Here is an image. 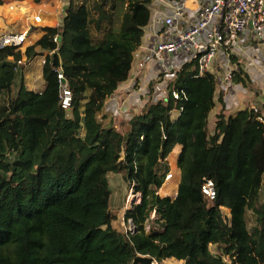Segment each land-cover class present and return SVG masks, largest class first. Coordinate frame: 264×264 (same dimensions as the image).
<instances>
[{"label": "trees", "instance_id": "obj_1", "mask_svg": "<svg viewBox=\"0 0 264 264\" xmlns=\"http://www.w3.org/2000/svg\"><path fill=\"white\" fill-rule=\"evenodd\" d=\"M67 2L61 24L43 27L25 50L29 61L39 50L55 49L52 37L60 35L58 52L42 66L41 91L24 86L23 65L14 69L21 53L0 50V264L167 258L264 264V121L258 113L244 108L226 116L222 107L210 134L216 79L188 61L167 95L133 114L120 131L105 102L129 77L152 0ZM56 68L71 92L69 110L60 106ZM177 143L181 176L171 199L157 191ZM110 173L122 174L140 195L124 212L133 223L127 233L113 226ZM207 178L216 190L212 200L201 192ZM151 212L162 220L161 230H145Z\"/></svg>", "mask_w": 264, "mask_h": 264}, {"label": "crops", "instance_id": "obj_2", "mask_svg": "<svg viewBox=\"0 0 264 264\" xmlns=\"http://www.w3.org/2000/svg\"><path fill=\"white\" fill-rule=\"evenodd\" d=\"M8 1L19 4L20 9L18 11H10L5 4L6 2L0 5V31L15 29L18 25L23 27L27 23L25 10H41L44 16L43 27H57L62 22L63 15L59 0H40L38 2L32 0ZM149 7L150 20L144 27L141 44L133 53L129 77L119 85L117 90L105 102V110L111 113L114 123L120 131L123 130L127 120L133 114L141 112L147 104L167 95L175 72L183 65L181 57H172L169 60L167 71L161 73V64L150 57V45L160 39L163 34L162 25L157 23L156 19L163 17L170 10L162 0L152 1ZM194 7L195 5L192 1L187 3V15L194 13L192 9ZM37 34L39 35L36 38L34 35L35 40L43 35V31ZM217 56L215 69L217 74L220 75L219 77L224 73V63L227 59H229L233 76L231 81H219L216 77L213 97L214 106L207 117L208 132L210 134L213 133L216 115L222 107L226 116L234 115L238 110L244 108H255L262 121H264V44L253 40L250 41L248 36L244 35L237 40L233 47L228 49L221 47ZM36 58L38 57H35L32 66L23 70V84L28 86L29 90L41 91L44 87L42 66L39 65ZM140 62L144 64L142 68L139 67ZM38 69L41 81L37 79ZM157 76L162 81V90L155 94L151 85ZM246 77L247 80H245ZM38 85H41V90H36ZM177 114L178 111H173L172 117ZM181 149L180 144H175L166 158L172 176L164 181L160 190L162 191V196H168L171 199L175 197L180 181L181 171L177 166V159ZM263 185L264 175L262 178ZM224 212L228 214L227 209H224Z\"/></svg>", "mask_w": 264, "mask_h": 264}, {"label": "built area", "instance_id": "obj_3", "mask_svg": "<svg viewBox=\"0 0 264 264\" xmlns=\"http://www.w3.org/2000/svg\"><path fill=\"white\" fill-rule=\"evenodd\" d=\"M162 1L170 12L156 19V22L162 25L163 34L160 39L153 42L149 47L150 57L161 64V73L167 71L169 60L172 57H181L184 59V63L188 61L196 62L199 74L210 72L219 81H231L233 73L229 59L224 63V73L221 77H219L220 75L217 74L215 69L219 49L221 47L226 49L233 47L237 40L244 35L248 36L250 41L253 40L264 44V0ZM189 1H192L195 5L192 8L194 10L192 15H187V3ZM59 2L63 15L68 2L64 0H59ZM6 6L10 11H18L20 9L19 4L14 2H8ZM24 12H26L27 23L23 27L17 30L0 31V50L13 48L21 53L20 59L15 61V70L21 65L25 68L28 63L30 64L34 61L35 57H38L39 65L43 66L48 56L58 52L60 44V35L57 33L52 37V41L56 44L55 49L39 50L37 55L27 61L25 50L35 42L34 31L37 32L39 29L43 31L44 16L42 11L37 9L25 10ZM10 59L12 60L13 58ZM143 65V62L139 63L140 68ZM56 72L60 83V106L65 110H69L71 106L70 89L64 81L61 69L56 68ZM152 90L155 94L161 92L162 81L159 76L153 80ZM173 97L178 98V95L175 93ZM253 110L257 112L255 108ZM258 119L262 120L260 116H258ZM171 176L172 173L168 171L164 176V181L171 178ZM130 191H133L132 186H130ZM201 192L210 200L215 198L216 190L211 179H204L201 185ZM137 196L140 199L139 193H130L127 198V209L128 204L131 206L139 201V199L132 200V198ZM132 230L133 223L128 219L124 231L127 233Z\"/></svg>", "mask_w": 264, "mask_h": 264}, {"label": "rangeland", "instance_id": "obj_4", "mask_svg": "<svg viewBox=\"0 0 264 264\" xmlns=\"http://www.w3.org/2000/svg\"><path fill=\"white\" fill-rule=\"evenodd\" d=\"M21 27H19V25L12 30H17L20 29ZM42 30L39 29L37 32L34 31V35L35 38L36 36H38L39 32H41ZM38 60V58H37ZM182 61L184 63V59L182 58ZM28 66H26L27 68L32 66V63H28ZM25 67V68H26ZM24 68V69H25ZM39 69H38V74H37V79L39 81H41L40 78V74H39ZM19 85V81H15L12 85L11 91L13 92V94H15L16 89ZM27 89L28 86L24 85ZM36 90H41V85H38L36 87ZM109 179V185H110V190H111V195H110V201H109V208L110 211L113 213L115 219L113 221V226L115 228H117L119 231L121 232H125L124 228L127 226V221L124 218V212L127 209V198L129 197L130 193L132 192V194H134V190L130 191V184H128V182L124 179L123 175L120 173H110L108 176ZM157 194L161 197L162 196V191L159 189L157 191ZM261 194H264V185L262 186L261 189ZM139 196L132 198V200H138ZM133 201V202H134ZM128 208H130V205L128 204ZM162 229V220H160L157 216V214H155L154 212H151L150 215L148 216L147 221L145 222V230L147 232L150 231H158ZM210 250L212 253L216 252V246L215 245H210ZM149 264H184V261L182 260H176L174 258H167L165 260H163L162 262H157L155 260L151 261Z\"/></svg>", "mask_w": 264, "mask_h": 264}]
</instances>
